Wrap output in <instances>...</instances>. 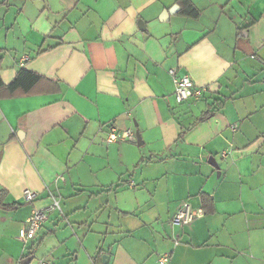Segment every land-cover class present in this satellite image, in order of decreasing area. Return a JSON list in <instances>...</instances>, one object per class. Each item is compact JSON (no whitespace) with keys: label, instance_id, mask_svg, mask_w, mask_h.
Masks as SVG:
<instances>
[{"label":"crops","instance_id":"1","mask_svg":"<svg viewBox=\"0 0 264 264\" xmlns=\"http://www.w3.org/2000/svg\"><path fill=\"white\" fill-rule=\"evenodd\" d=\"M190 1L0 0L3 83L41 77L0 91V264H264V0ZM171 70L209 91L178 104Z\"/></svg>","mask_w":264,"mask_h":264},{"label":"built area","instance_id":"2","mask_svg":"<svg viewBox=\"0 0 264 264\" xmlns=\"http://www.w3.org/2000/svg\"><path fill=\"white\" fill-rule=\"evenodd\" d=\"M171 74L174 77L175 88V100L178 104L187 102L192 99H200L202 96L209 91L206 86H197L189 75L176 76V71L171 70ZM233 132L236 131L237 127H231ZM135 135L132 130H125L123 132H118L117 128L111 126L109 129V134L107 137L108 142H117L119 140H134ZM223 157H226V152L222 153ZM39 194L33 190L25 189L23 192V198L26 203H33L37 200ZM51 199V204L42 209H35L30 217L27 219L25 225L20 229L18 238L23 244H27L33 241L38 235L39 231L43 227L44 223L49 218V215L58 210L62 212L60 201L51 192L49 194ZM201 211H196L190 203H186L180 208L176 214L173 216L172 223L178 226L189 225L194 222V220L200 217ZM170 260L169 255H163L159 258L160 264H168ZM48 264V263H42Z\"/></svg>","mask_w":264,"mask_h":264},{"label":"trees","instance_id":"3","mask_svg":"<svg viewBox=\"0 0 264 264\" xmlns=\"http://www.w3.org/2000/svg\"><path fill=\"white\" fill-rule=\"evenodd\" d=\"M179 4L181 5V12L191 18H198L200 16V11L198 8L190 1V0H178ZM41 79V77L33 72H30L26 69H21L13 82L9 84L8 86H5L3 83L1 77H0V91L3 89H7L10 93H14L16 91L21 90L24 94H29L31 91L30 89L34 87L37 82ZM213 112H205L201 115V117L198 119V121H204L208 119ZM182 137V133L180 135ZM201 201L203 204V209L207 213H213L214 212V202L212 197L206 194L201 195ZM1 203V202H0ZM2 205V204H0Z\"/></svg>","mask_w":264,"mask_h":264},{"label":"water","instance_id":"4","mask_svg":"<svg viewBox=\"0 0 264 264\" xmlns=\"http://www.w3.org/2000/svg\"><path fill=\"white\" fill-rule=\"evenodd\" d=\"M177 9H178V6H175ZM141 24H142V22H141V20L139 21V27L141 28ZM137 126V125H136ZM135 135H136V139H137V144L140 146V145H142L143 144V140H142V137H141V134H140V132L139 131H136V133H135ZM107 257V256H106ZM29 261H31V259L29 260Z\"/></svg>","mask_w":264,"mask_h":264},{"label":"rangeland","instance_id":"5","mask_svg":"<svg viewBox=\"0 0 264 264\" xmlns=\"http://www.w3.org/2000/svg\"><path fill=\"white\" fill-rule=\"evenodd\" d=\"M143 147V146H142Z\"/></svg>","mask_w":264,"mask_h":264}]
</instances>
